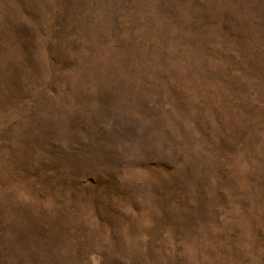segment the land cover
Here are the masks:
<instances>
[{"label": "rangeland", "instance_id": "1", "mask_svg": "<svg viewBox=\"0 0 264 264\" xmlns=\"http://www.w3.org/2000/svg\"><path fill=\"white\" fill-rule=\"evenodd\" d=\"M0 264H264V0H0Z\"/></svg>", "mask_w": 264, "mask_h": 264}]
</instances>
